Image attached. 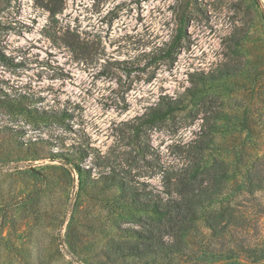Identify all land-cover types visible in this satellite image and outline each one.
I'll list each match as a JSON object with an SVG mask.
<instances>
[{"label":"rangeland","instance_id":"obj_1","mask_svg":"<svg viewBox=\"0 0 264 264\" xmlns=\"http://www.w3.org/2000/svg\"><path fill=\"white\" fill-rule=\"evenodd\" d=\"M162 98L177 109L136 139ZM202 129L208 160L229 163L223 197L252 210L246 240L260 243L264 0H0V264H264L114 252L144 226L118 184L160 190ZM241 176L250 196L234 191Z\"/></svg>","mask_w":264,"mask_h":264},{"label":"trees","instance_id":"obj_2","mask_svg":"<svg viewBox=\"0 0 264 264\" xmlns=\"http://www.w3.org/2000/svg\"><path fill=\"white\" fill-rule=\"evenodd\" d=\"M181 33L184 32L180 30L174 42H178ZM173 49V45L169 46L165 57H169ZM230 75L228 69H222L217 75L201 74L199 81L208 83ZM177 104L175 100L162 98L159 106L137 117V123L132 126L135 138L142 127L171 117ZM204 131L200 130L190 144L180 167L162 171L160 190L148 189L146 184H141V188L124 181L117 183L120 199L144 215L143 228L129 229L131 238L114 246L117 255L142 259L156 251L159 259L167 262L189 254L211 259H237L246 254L255 256L253 263L264 260V239L253 246L246 240L250 239L247 227L256 222L254 213L246 207L241 209L240 202L231 203L228 196L223 197L229 179V163L220 160L216 169V163L208 160L210 141L204 137ZM135 148L140 154L147 152L141 144L136 143ZM245 179L243 183L236 182L234 191L238 194L245 191L250 196L256 183L249 176ZM194 238L204 244L201 251L192 249L191 239Z\"/></svg>","mask_w":264,"mask_h":264}]
</instances>
